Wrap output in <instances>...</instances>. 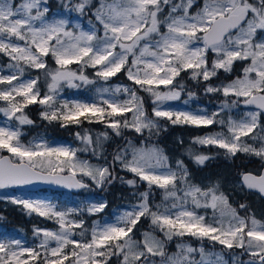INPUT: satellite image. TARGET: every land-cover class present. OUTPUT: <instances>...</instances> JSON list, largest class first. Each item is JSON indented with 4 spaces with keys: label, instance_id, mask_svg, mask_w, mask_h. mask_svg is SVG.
Returning <instances> with one entry per match:
<instances>
[{
    "label": "snow or ice",
    "instance_id": "6c2138e0",
    "mask_svg": "<svg viewBox=\"0 0 264 264\" xmlns=\"http://www.w3.org/2000/svg\"><path fill=\"white\" fill-rule=\"evenodd\" d=\"M46 3L47 0H19V3L16 0H0V53L10 58L13 63L9 64V68L15 69L9 75H0V85H6L0 88V101L8 104V107L0 108V112H4L9 119L14 118L21 125L32 123L24 114V109L38 103L46 106L41 112L43 119H59L64 122L62 126L79 124L78 118L90 113L105 122L117 136L122 134V128H132L140 134L147 129L150 135L153 129L160 130L157 121L143 110V100L133 88L118 86L115 89L116 93L123 92L129 97L123 101L102 97L100 104L74 102L71 106L65 101L60 109H55V98L62 84L77 87L76 80L92 83L82 71L69 70L68 66L76 63L82 67L97 68L95 75L105 81L122 71L126 72L128 80L154 97L152 111L156 118H166L174 125L182 123L207 127L219 123L227 128V134L219 132L199 137L197 143L215 145L225 149L230 156L244 152L264 159V136H251L252 140L261 141L259 148L242 139L259 127V117L264 113V0H257L256 3L249 0H205L203 8L195 15L189 12L192 0H187L186 4L183 0L179 4H173L172 0H111L110 3L102 0L93 13L103 28L102 36L95 29L76 33L69 29L66 19L49 20ZM88 5L89 0H78L75 5L69 3L65 7L70 12L83 14ZM162 5L170 6L163 19ZM181 10L183 14H177ZM161 27L166 31H161ZM209 51L215 54L210 67ZM48 56L57 66L55 69L49 68L45 59ZM237 60L247 62L242 77L219 87L208 84L205 91L222 92L226 98H236L231 101L226 99L222 108L234 107L242 102L244 105H255L259 111L245 113L239 120L229 117L225 121L217 120L218 112L208 116L206 113L161 107L163 102L180 97L183 85L177 89L174 81L181 72L190 73L191 79H203L207 84L217 76L218 70L230 72ZM22 64L43 71L47 92L42 94L37 87L39 76L22 79L25 72ZM159 85L168 90H159ZM108 91L103 89V92ZM129 112L133 113L131 121L124 116ZM77 135L80 136V133ZM102 135L104 139L108 138L107 133ZM19 136L18 129L0 127V149L17 158L13 160L9 156H0V189L37 181L67 188H84L87 185L75 178L77 171L90 177L97 186L111 182L109 167H94L87 161H78L75 150L70 148L42 144L25 146ZM80 138L89 145L93 144L90 136ZM98 145L99 139L96 142ZM129 154L131 159H128ZM53 156L56 161L45 159ZM60 157L65 159L60 160ZM207 159L209 157L204 155L195 157L198 164ZM167 160L160 149L136 147L131 141L117 149L113 156L114 164L120 163L123 169L146 181L149 191L152 186L163 190L164 199H172L173 202L170 208L165 206L163 212L158 208L154 211L148 199L149 193H141L140 203L118 217L116 223L97 225L93 222L89 241L73 238L75 229L84 227V221L70 217H75L82 209L59 210L51 202L13 198V203L22 204L30 212L55 220L59 230L33 229L34 235L43 236L38 246L44 250L42 260L40 251L22 247L18 239L0 241V264H29V261L34 264H109L112 256L122 258L120 264H155L150 258L157 256L161 257V264H211L204 260L203 248L199 250L201 261L197 262L191 257L196 249L188 245L178 244V251L169 255L163 241L151 233H144L142 242L134 240V229L146 216L151 217L152 224L168 240L185 235L208 238L227 248L243 249L251 257L245 264H264V225L253 218L249 227L248 221L230 207L222 193L217 195L216 189L202 190L188 184V171L183 161L178 160L177 170L173 171L167 166ZM66 171L68 175H62ZM241 179L248 189L264 194V174L242 173ZM127 183L134 185L135 181ZM178 185L187 187L181 189ZM182 190L181 197L178 193ZM188 197H191L195 208L210 207L214 212L219 209L220 217L208 222L205 216L185 206ZM105 207L104 202L95 203L87 211L98 213ZM225 215L230 216L227 224L223 219ZM49 241H55L56 246L50 247Z\"/></svg>",
    "mask_w": 264,
    "mask_h": 264
},
{
    "label": "trees",
    "instance_id": "16d2710c",
    "mask_svg": "<svg viewBox=\"0 0 264 264\" xmlns=\"http://www.w3.org/2000/svg\"><path fill=\"white\" fill-rule=\"evenodd\" d=\"M98 1L99 0H89V7L95 8ZM249 2L256 3L257 0H249ZM56 3L57 0H47L49 7L55 8ZM45 59L50 69H55L57 67L51 56ZM10 62L12 61L8 56L0 53V65L6 66ZM246 63L245 61L237 60L233 63L230 72L218 70L217 76L212 77L207 84L203 79L199 81L193 80L190 78V73L181 72L180 76L174 81L177 89L180 88L181 84L183 85V90L177 100L178 104L192 110H199L200 107H206L210 115H212L215 108L221 107V111L218 112L219 116L217 120L223 119L226 121L227 114L232 113V110L228 109L230 107L222 108V105L226 99L231 101L230 98H226L223 94H219L218 92L207 93L205 88L208 84L219 87L221 84H227L237 77H241L242 70L246 66ZM22 66L25 68V73L30 77L36 79L37 76H39L37 87L42 94L47 92L43 71L30 69L23 64ZM69 66L70 68H74L77 72L82 71L84 75L91 79H95L98 82L101 81V79L95 75L97 68L90 66L82 67L76 63ZM111 80L120 84H126L129 88L137 90V96L143 100V110L148 117L156 120L159 124L160 130L158 132L153 129L150 135L149 131L146 129L143 134H140L136 133L132 128H122V134L117 136L111 128L107 127L105 122L97 120V118L90 113H85L84 116L79 117V124L68 123L62 126L64 122L59 119L51 121L43 119L41 112L45 110L46 106L38 103L28 105L24 109V114L32 123L20 124L17 126L20 133L19 140L24 145H28L32 139L38 137L46 140L53 139L75 148V159H77V157H82V159H85L94 167L110 168L112 177L111 182L105 183L102 187L97 186L90 177L83 176L77 171L76 175L80 179L88 182L89 188L79 193L47 189L48 193L54 198H57L60 202L65 204L69 202L77 204L78 208L83 210L82 212L76 213L75 217L83 219L87 232L94 217H99L101 215L109 217L111 210L114 208H119L127 204L134 205L140 203L141 193H149L148 199L154 211L158 208L159 211L162 212L165 206L169 207L173 202L172 199H164L163 190L152 186L149 191V185L146 181H141L138 176L123 169L120 163H113V156L117 149L124 147L128 141H131L136 147H156L160 149L163 155L168 158L166 162L168 167L177 168L176 162L178 160L183 161L188 171V184L204 185V181L209 180L212 185H215L219 194L222 193L227 197L228 204L232 209L236 210L241 218L247 220H249V218H254L260 222H264V199L256 193L245 190L239 181L243 172L250 171L259 173L260 169L264 166V159L244 152H237L235 156H230L225 149H221L215 145H201L197 143V138L207 136L214 131L225 132V129L220 127L221 125L219 123L207 127H197L182 123L174 125L166 118H156L153 116V109L150 104L148 93L139 89V86L134 85L132 81L128 80L126 72L122 71L118 73L116 76L111 77ZM3 86L4 85H0V88H3ZM158 88L162 90L163 86H159ZM91 89H93V87L88 88V90H79L78 92L71 90L65 91V95L88 97L89 93L87 91ZM189 93H192V95L190 96ZM6 107H8L7 102L0 101V108ZM60 107V100L55 98L54 108L60 109ZM104 107L106 108L107 106ZM2 113L3 112H0V120L3 118ZM124 116H126L129 121L133 119V113L131 112L125 113ZM85 117H88V119ZM89 120L92 122H89ZM261 129H264V113H261L259 117V127L254 129L253 133L249 134V137H242V139L248 144L259 148L261 141L259 139L254 141L251 139V136L253 134L264 136V131H261ZM77 133H80V136H90L93 144L89 145L84 142ZM103 133H107V139H104ZM97 139H99L98 146H96ZM80 151H83L82 155ZM0 153H7V151L0 149ZM198 155L207 156L209 159L205 160L203 164H198L195 160V157ZM130 157L131 155L129 154L128 159ZM129 180L135 181L134 185H129L127 183ZM178 187L185 188L187 185H178ZM87 193L101 198L104 203H106V207L98 213L90 214L88 211L86 212V202L83 195ZM241 205L245 207L241 208ZM56 225L57 223L55 220H49L38 216L36 213L25 209L22 204L13 203L10 200L0 198V230L5 231L4 234H23L27 242L33 243L34 240H36V236L33 232L34 228L55 227ZM144 233H151L156 239L163 241L165 251L169 255L177 252V246H174L175 241L187 242L190 244L203 242L202 239L190 235H185L183 237L173 236L171 240H168L165 238L164 233L152 224L151 217L147 216L142 217L137 223L134 229L133 239L142 242ZM82 237V241H88V239H86L88 236ZM231 249L242 251V249H237V247ZM242 253L244 254L240 256L247 255L246 252ZM43 255L44 254H41V260L43 259ZM120 259L122 258L112 256L110 257L109 264H120ZM150 260H154L155 264H161V257L159 256L151 257ZM29 264H34V262L29 261ZM36 264H38V262H36Z\"/></svg>",
    "mask_w": 264,
    "mask_h": 264
},
{
    "label": "rangeland",
    "instance_id": "374dc122",
    "mask_svg": "<svg viewBox=\"0 0 264 264\" xmlns=\"http://www.w3.org/2000/svg\"><path fill=\"white\" fill-rule=\"evenodd\" d=\"M16 2L19 3V0H16ZM77 2H78V0H57V3L55 4V8L49 7V5L46 3V6L48 8H50L49 13L47 14L48 19L49 20L66 19L69 21V25H68L69 29L76 32V33H79L80 31H86L87 32L89 30L95 29V30H97L98 35L102 36L103 35V28L98 23V21H96L95 15H93V13L96 11V9L100 6L102 0L98 1L95 8H90L88 5V7L86 8V10L83 14L76 12V11L70 12L65 7L69 3H71L72 5H75ZM105 2L110 3L111 0H105ZM181 2H182V0H172L173 4H179ZM183 2L186 4L187 0H183ZM204 3H205V0H192V5L189 9L190 14L195 15L198 11H200L203 8ZM162 8H163V12L161 14V19H163L164 16H167L170 6H163L162 5ZM177 14L182 15L183 14L182 10ZM161 31H166V28L161 27ZM19 43H22V42H19ZM197 46H202V44L197 45ZM214 58H215V54L212 53L211 51H209L208 52V65H209V67L211 66V62ZM11 63H13V62H10L9 64H11ZM9 64L6 66L0 65V75H9V74H11V72L15 71V69L9 68ZM68 68L71 71L77 72L74 68H70V66H68ZM96 71H97V69H96ZM242 75H243V70H242ZM87 78H88V80L92 81V83H84L83 81L76 80L75 84L78 85L77 87H69L67 84H62V87L56 96V98L60 100V104L62 105L65 101H67L70 106L74 102H87V103L95 102L97 104H100L102 97L103 98H115L118 101H123V100L129 98L123 92H120V93L115 92V89L118 86L121 88H123V87L129 88V86L126 84H120V83L114 82L111 80V77L107 81H105L103 78L99 77L101 79L100 82H98L95 79H91L89 77H87ZM22 79L26 80V79H34V78L30 77L29 75H27L24 72ZM228 83H230V82H228ZM159 86H163V89L161 91H167L168 90V88H166L164 85H159ZM3 87H6V85H4ZM91 87H93V89L87 91L89 93L88 97H79V96H73V95L66 96L65 95V91L71 90L74 92H78L79 90H86V89L88 90V88H91ZM154 87H156V86H154ZM103 89H108L109 91L103 92ZM218 93L222 94V92H218ZM148 97H149L150 104H151L152 109H153V107H155V105L153 104L154 97H152L149 93H148ZM229 98H230V100L236 99L234 96L229 97ZM177 100L165 101V102H163L161 107L164 109H171L173 111H187V112H193V113H206L208 116H211L210 112L208 111V109L206 107H200L199 110H192V109H189L185 106H182L181 104H178ZM104 106H106V105H104ZM228 109L232 110V113L227 114V120L229 117H231L232 119H235V120H239L245 116V113L259 111L257 108H255L251 105H244L242 102L237 104L236 106L230 107ZM219 111H221V107L215 108L212 113L219 112ZM2 114H3V118L0 120V127H9L12 129H17V126L20 125L19 122L14 118L9 119L4 114V112ZM220 127H222V126H220ZM222 128L225 129L224 133L227 134V128L226 127H222ZM219 132H221V131H214L210 134L219 133ZM36 144L47 145L49 147H66V148H70V149L75 150V148L70 147L66 143H60V142L55 141L53 139L46 140V139L40 138V137L32 139L28 145H36ZM28 145H25V146H28ZM82 153H83V151H80L81 155H82ZM0 155H1V153H0ZM12 158L14 160L17 159L15 157H12ZM45 159H51L53 161H56L55 156L50 157V158H45ZM64 159H65L64 157H60V160H64ZM129 159H131V157ZM76 160L86 161L85 159H82V157H77ZM171 169L173 171L177 170V168H171ZM159 170L165 171L166 169H159ZM252 173H254V172H252ZM132 174H134V173H132ZM255 174H257V173H255ZM193 186L199 187L202 190H208L210 188L216 189L215 185H212V183L209 180L204 181V185L203 184H200V185L196 184ZM181 189H184V188H181ZM216 194L220 195L217 191H216ZM178 195L182 197L183 196V190L181 192H179ZM0 198L5 199V200H10V201H12L13 198L29 199V200H43L46 202H51L52 204L56 205L59 210H66L68 208L79 209L77 204H74L71 202H69L68 204H65L63 202H60L57 198H54L51 194H49L47 189L38 190V191H17V190H13V189H0ZM83 198L85 199V202H86L85 203V208H86L85 211L86 212H87V208L91 204L104 202L101 198H99L97 196H93V194H91V193L84 194ZM79 203L82 204L81 202H79ZM201 203H203V198H201ZM138 204L139 203L134 204V205L127 204L124 206H120L119 208H114L111 210V214L109 217H106L103 215H101L99 217H97V216L94 217L92 219V222L90 224L88 232H87L85 226L83 228L75 229V235L73 238L77 241H82L83 240L82 236H85V237L88 236L86 239H88V241H89L91 239L93 222H95L97 225H102L105 222L116 223L118 217L122 216L126 211H131L133 209V207L138 205ZM185 206L189 210L194 209L197 214L205 216L206 220L208 222H211L214 217H216V218L220 217V210L219 209H217L214 212L213 209L210 207L209 208H204V207L195 208L194 205L192 204L191 197H188V202ZM170 207L171 206H169V208ZM221 207H223V206L221 205ZM70 218H77V217H70ZM223 219H224L225 224H227L228 220L230 219V216L225 215ZM251 219H253V218H249V220L246 219L248 221L249 227L251 226ZM258 222H259V224L264 225V222H260V221H258ZM39 229L58 231L59 225L57 224L55 227H47V228H39ZM0 231L2 232V233L0 232V241L8 242V241L13 240V239H18L21 241L22 247L34 248V249H37L38 251H40L41 254H44V250L42 248L38 247L40 245L41 240L43 239L42 235L40 237H37L35 235L36 240H34L33 243H29V242H27V239L23 236V234L9 235V234H4L5 231H2V230H0ZM81 233H83V234L81 235ZM199 239H202L203 242L197 243V244H190L187 242L175 241L174 246H177L178 244H184V245H188V246L196 249V252L192 253L191 257L194 260H196L197 262L201 261V253L199 251L201 248L204 249V260L211 262V264H245V262H247L248 260L251 259L250 255L247 253H246L247 255L240 256L241 254H244L242 252H245L243 249H242V251L241 250H234L231 248H227L224 245H220L218 242L211 241L208 238H199ZM49 245H50V247H55L56 243H55V241H49ZM70 248H71V246H69V249ZM237 249H241V248H237ZM17 251H19V249H17ZM177 251H178V249H177ZM23 258H27V257H23ZM66 264H67V262H66Z\"/></svg>",
    "mask_w": 264,
    "mask_h": 264
},
{
    "label": "water",
    "instance_id": "95a60500",
    "mask_svg": "<svg viewBox=\"0 0 264 264\" xmlns=\"http://www.w3.org/2000/svg\"><path fill=\"white\" fill-rule=\"evenodd\" d=\"M251 106L255 107V105H251ZM0 156H9L10 158H12L9 153H1ZM243 173H252V172L246 171V172H243ZM252 174L253 175H256V176H259L261 174H264V166L261 168V170L259 171V173H257V174L252 173ZM62 175H68V173L65 172ZM75 178L76 179H80L77 175H76ZM80 180H82V179H80ZM82 181H83V183L85 185H87L84 188H67V187H64L62 185H57V184H52V183L37 181V182H33L31 184H28V185L11 186V187H7V188H4V189H13V190H17V191H38V190H43V189H49V190H56V191H65V192H71V193H78V192H80V191H82V190H84L86 188H89V183L86 182L85 180H82ZM240 183H241L242 187L245 190L250 191V192H253V193H256L262 199H264V194H261L258 190L248 189L246 186H244L242 184L241 176H240Z\"/></svg>",
    "mask_w": 264,
    "mask_h": 264
}]
</instances>
